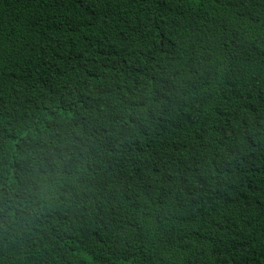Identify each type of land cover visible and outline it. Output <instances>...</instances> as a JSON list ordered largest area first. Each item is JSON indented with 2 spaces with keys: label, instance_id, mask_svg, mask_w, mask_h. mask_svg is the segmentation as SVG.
Here are the masks:
<instances>
[{
  "label": "trees",
  "instance_id": "16d2710c",
  "mask_svg": "<svg viewBox=\"0 0 264 264\" xmlns=\"http://www.w3.org/2000/svg\"><path fill=\"white\" fill-rule=\"evenodd\" d=\"M0 264H264V0H0Z\"/></svg>",
  "mask_w": 264,
  "mask_h": 264
}]
</instances>
